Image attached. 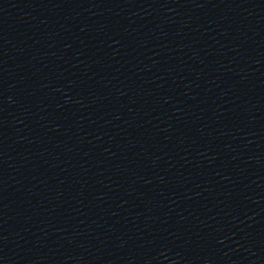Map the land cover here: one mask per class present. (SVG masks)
<instances>
[{
  "label": "water",
  "instance_id": "95a60500",
  "mask_svg": "<svg viewBox=\"0 0 264 264\" xmlns=\"http://www.w3.org/2000/svg\"><path fill=\"white\" fill-rule=\"evenodd\" d=\"M0 264H264V0H0Z\"/></svg>",
  "mask_w": 264,
  "mask_h": 264
}]
</instances>
